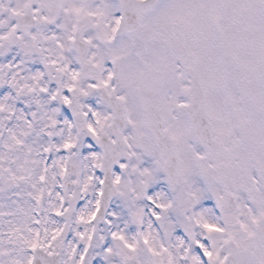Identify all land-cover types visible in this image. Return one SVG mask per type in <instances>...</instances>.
Segmentation results:
<instances>
[{
	"label": "snow or ice",
	"instance_id": "1",
	"mask_svg": "<svg viewBox=\"0 0 264 264\" xmlns=\"http://www.w3.org/2000/svg\"><path fill=\"white\" fill-rule=\"evenodd\" d=\"M10 40L0 264H264V0H0Z\"/></svg>",
	"mask_w": 264,
	"mask_h": 264
},
{
	"label": "clouds",
	"instance_id": "2",
	"mask_svg": "<svg viewBox=\"0 0 264 264\" xmlns=\"http://www.w3.org/2000/svg\"><path fill=\"white\" fill-rule=\"evenodd\" d=\"M25 22L31 23V21H25ZM0 44L4 45L6 47V49H10L12 46V41L11 40L10 41H0ZM69 47H71V46L67 45V43H66V50ZM81 71L83 72L82 69H81ZM5 76H6V73H5ZM3 79H4V77L0 76V80H3ZM68 82H71L70 81V74H69V77L65 78V83H68ZM77 83H78V87H87L88 81L82 74L80 81H78ZM72 96H73L74 101L79 98L78 93H72ZM164 186H165V182L162 179V183L159 187L163 188Z\"/></svg>",
	"mask_w": 264,
	"mask_h": 264
}]
</instances>
